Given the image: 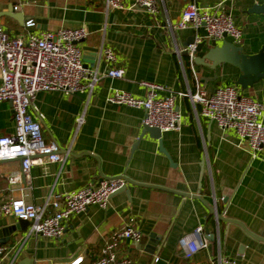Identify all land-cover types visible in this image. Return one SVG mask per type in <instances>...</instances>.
<instances>
[{
    "label": "crops",
    "instance_id": "obj_1",
    "mask_svg": "<svg viewBox=\"0 0 264 264\" xmlns=\"http://www.w3.org/2000/svg\"><path fill=\"white\" fill-rule=\"evenodd\" d=\"M122 1L124 8L115 10L108 9L107 0H0V26L10 35L84 28L87 37L79 47L97 54L85 57L82 50L83 60H90L88 68L99 76L91 93L35 95L29 112L40 122L43 140L57 143L68 156L62 166L34 164L30 185L8 182L20 172V161L0 162V202L23 198L41 206L101 178L127 180L105 209L93 205L71 216L60 239L29 235V223L17 228L18 220L0 216V247L6 249L0 264H70L79 257L80 264H92L126 224L137 228L140 240L121 242L117 250L136 264H220L223 257L234 258L236 264H264V147L252 154L234 132L220 130L201 116L200 106L182 96L175 104L179 130L161 133L168 159L149 134L139 141L142 110L106 102L113 91L144 97L141 82L164 86V94H194L196 79L207 93L236 86L235 67L223 64L212 71L183 55L193 36L195 42L206 39L203 27H171L193 1L200 10L229 13L243 32L236 46L255 55L264 46V14L250 9L264 0H160L154 16L134 6V0ZM11 6L22 15V25L7 16ZM29 21L34 26H27ZM101 47L115 54L114 67L124 71L121 79L105 76L110 65L100 57ZM236 88L264 104L262 82ZM13 134L11 107L2 103L0 138ZM198 227L202 232L196 237ZM200 241L206 247L186 257L188 242L199 246Z\"/></svg>",
    "mask_w": 264,
    "mask_h": 264
},
{
    "label": "built area",
    "instance_id": "obj_2",
    "mask_svg": "<svg viewBox=\"0 0 264 264\" xmlns=\"http://www.w3.org/2000/svg\"><path fill=\"white\" fill-rule=\"evenodd\" d=\"M160 0H134V6L154 16L158 12ZM108 9L122 10V0H107ZM14 10L17 8L14 7ZM27 26H34L32 21ZM188 25L206 31L205 40H223L224 36L237 45L242 40V29L233 21L229 13H210L200 10L192 1L181 14L179 22L171 30H184ZM87 37L82 27L61 28L39 34L10 35L0 26V105L8 103L13 114L12 136L0 138V162L20 161V172L8 178L10 184L23 181L30 185V169L37 163L63 165L68 153L61 152L57 143L45 142L41 134V125L29 112L35 95L39 92H63L66 95L91 93L99 80L98 73L84 67L81 41ZM201 42L196 41L195 44ZM194 47L190 46L189 58L193 63ZM100 57L110 65L105 76L121 79L124 71L115 68L116 56L106 47L99 50ZM145 96L136 98L126 92L113 91L106 102L111 105L142 110V125L157 128L160 132L177 131L181 115L176 109L177 97L187 96L193 105L200 106V114L215 123L222 131L234 132L241 144L255 154L264 147V104L244 97L236 86L226 85L207 93L196 79L195 93H167L166 88L153 82H141ZM81 122V119L79 120ZM127 180L123 177L101 178L94 184L63 194L52 200H46L41 206L26 203L23 198L0 202V216L13 217L29 223V235L50 239H60L71 216L85 212L96 205L105 209L110 198L125 188ZM52 213L48 214V209ZM202 228L194 231L199 237ZM140 232L132 224H126L117 232L110 244L92 264H136L121 255L119 243L130 241L137 244ZM207 242L200 241L199 246L188 242L186 257L198 249L205 248ZM6 249L0 247V258ZM82 258H76L70 264H80ZM157 261V258L155 259ZM12 264V262L10 263ZM220 264H236L230 257L220 259Z\"/></svg>",
    "mask_w": 264,
    "mask_h": 264
},
{
    "label": "water",
    "instance_id": "obj_3",
    "mask_svg": "<svg viewBox=\"0 0 264 264\" xmlns=\"http://www.w3.org/2000/svg\"><path fill=\"white\" fill-rule=\"evenodd\" d=\"M250 13L254 14H264V4L263 5H254L250 9ZM7 16L15 19L20 25H22V15L16 14L13 12V7L9 8V13ZM195 36L188 40V44L185 45L186 50L183 52V55L189 56L190 46L195 45L193 51V64L197 66L206 67L210 70H215L216 67L221 66L223 64H228L239 71V75L237 77L235 85L240 87L242 90L247 88H252L254 85L263 83V95H264V46L259 50V52L255 55H246L243 53L241 47L234 45L233 43L226 40V36H224L223 42L221 45L217 44L216 40H203L197 44H195ZM82 43V41L80 42ZM84 52V56L86 57L87 53L92 52L95 55L97 54L96 49H91L84 47L82 48ZM203 53L202 56H195L197 53ZM84 67H92V62L90 60L84 59ZM145 134H149L152 139L158 140L159 150L162 152L168 159L167 152L162 148L161 141V132L157 128H151L148 126H143L141 136L139 141L143 138ZM121 189L120 191L124 190ZM218 218L221 220L220 216ZM19 226L24 227L28 225V222L25 220H18ZM21 230L23 231L24 228ZM155 244V242H152Z\"/></svg>",
    "mask_w": 264,
    "mask_h": 264
}]
</instances>
